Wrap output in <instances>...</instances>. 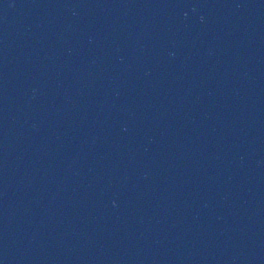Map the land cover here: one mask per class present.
Segmentation results:
<instances>
[{"label": "water", "instance_id": "1", "mask_svg": "<svg viewBox=\"0 0 264 264\" xmlns=\"http://www.w3.org/2000/svg\"><path fill=\"white\" fill-rule=\"evenodd\" d=\"M0 264H264V0H0Z\"/></svg>", "mask_w": 264, "mask_h": 264}]
</instances>
